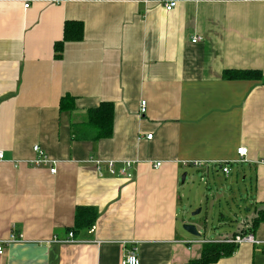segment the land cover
Masks as SVG:
<instances>
[{
    "label": "crops",
    "instance_id": "0c3cea01",
    "mask_svg": "<svg viewBox=\"0 0 264 264\" xmlns=\"http://www.w3.org/2000/svg\"><path fill=\"white\" fill-rule=\"evenodd\" d=\"M165 1L0 0V241L21 235L0 264H119L130 248L139 264L199 258L217 241L178 225L181 179L219 167L195 161L244 165V227L260 243L214 264H264V222L250 225L264 213V83L222 77L264 78V0H178L171 11ZM66 21L83 38L57 59ZM101 103L113 106L111 136L74 138ZM35 145L54 174L28 164ZM241 147L245 162L233 163ZM78 208L97 218L73 232ZM69 232L74 242H61Z\"/></svg>",
    "mask_w": 264,
    "mask_h": 264
},
{
    "label": "rangeland",
    "instance_id": "374dc122",
    "mask_svg": "<svg viewBox=\"0 0 264 264\" xmlns=\"http://www.w3.org/2000/svg\"><path fill=\"white\" fill-rule=\"evenodd\" d=\"M243 166L231 165L229 177L217 167L212 168L214 172L210 175H203L201 171H192L188 175L181 185L178 225L181 229L184 224L196 226L201 236L188 235L190 239L218 241L244 229L245 208L249 207V201L245 190L247 176L240 172Z\"/></svg>",
    "mask_w": 264,
    "mask_h": 264
},
{
    "label": "trees",
    "instance_id": "16d2710c",
    "mask_svg": "<svg viewBox=\"0 0 264 264\" xmlns=\"http://www.w3.org/2000/svg\"><path fill=\"white\" fill-rule=\"evenodd\" d=\"M82 38V23L79 21H66L63 27V38L54 45L55 58L59 59L62 57L65 43L79 42ZM222 77L228 80H262L264 83V78L259 71L226 70L223 72ZM65 100L66 97L61 100V105ZM112 118L113 106L109 103H101L96 109H92L88 112V121L85 125L73 127V137L78 140H89V138H92V140L109 138L112 133ZM96 218L97 212L95 210L89 208H78L75 212L73 232L81 228L92 227ZM261 222H264V213H259L258 217L250 222L251 229H254L255 226ZM236 247V245L225 243H205L201 247L199 258L190 260L185 264H214L222 258L230 257L234 253Z\"/></svg>",
    "mask_w": 264,
    "mask_h": 264
},
{
    "label": "built area",
    "instance_id": "2783aa9c",
    "mask_svg": "<svg viewBox=\"0 0 264 264\" xmlns=\"http://www.w3.org/2000/svg\"><path fill=\"white\" fill-rule=\"evenodd\" d=\"M178 0H166L165 4H164V8L166 11H171L177 4ZM28 5H25V8H27ZM198 40V38H195L192 40V43H195ZM146 108H147V103L145 100H141L139 103V115L140 116H144L146 113ZM147 140H150L152 138L151 134L146 135L145 137ZM32 151L35 155L34 159H32L28 164L30 166L33 167H45L48 168L49 173L50 174H54L56 172V161H53L51 159H49V157L45 154V152L38 146L35 145L32 148ZM246 149L245 148H238L236 151V154L238 156V160L234 161L233 163H241V162H245V156H246ZM1 157V155H0ZM124 170L122 171V173L127 177L130 178L131 175L128 174V170L131 168L132 166V162L131 161H124ZM91 163H94L97 167L100 164V161L98 160H91ZM108 167L110 169L111 172H113L112 167H113V162L109 161L108 163ZM210 164H214V165H210ZM230 163L228 162H219V163H202V162H192L191 165L193 167H197V168H202V167H206L209 168L211 166H218L219 169L222 171L223 174L227 175L229 174L230 168L229 165ZM156 168H159L161 166V163H155L154 165ZM21 240V235H16L13 234L10 236L9 240L7 241H0V254L3 252V248L4 246L8 245L9 243H15ZM61 242L64 243H70V242H74L73 239V233L69 232L68 233V237L64 240H62ZM206 243V242H205ZM216 243H225V244H231V245H242V244H251V245H259L260 243L254 239L253 235L248 232V228L244 227L243 230L239 231L237 234L233 235L231 238L229 239H225L223 241L220 242H216ZM119 264H139V258L137 256V250L136 248H130L128 251H126V253L121 257L120 259V263Z\"/></svg>",
    "mask_w": 264,
    "mask_h": 264
},
{
    "label": "water",
    "instance_id": "95a60500",
    "mask_svg": "<svg viewBox=\"0 0 264 264\" xmlns=\"http://www.w3.org/2000/svg\"><path fill=\"white\" fill-rule=\"evenodd\" d=\"M185 180V175L182 176L181 182L183 183ZM200 210L196 211L195 214L199 213ZM182 229L190 236L199 238L201 236V234L199 233V231L197 230L196 226L194 225H190V224H184L182 226Z\"/></svg>",
    "mask_w": 264,
    "mask_h": 264
}]
</instances>
